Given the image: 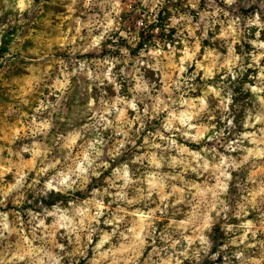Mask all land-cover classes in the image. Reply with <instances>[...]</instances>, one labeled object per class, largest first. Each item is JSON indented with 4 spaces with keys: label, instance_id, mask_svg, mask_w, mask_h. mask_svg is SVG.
<instances>
[{
    "label": "rangeland",
    "instance_id": "obj_1",
    "mask_svg": "<svg viewBox=\"0 0 264 264\" xmlns=\"http://www.w3.org/2000/svg\"><path fill=\"white\" fill-rule=\"evenodd\" d=\"M261 3L264 0H237L229 7L224 0H119L117 6L116 0H25L21 11L18 0H0V48L7 43V51L0 54V214H7L16 230L0 241V257L10 245L9 256L18 248L27 250L24 239L17 236L21 226L27 240L39 246L31 229L42 221L36 236L51 233L53 242L63 244L71 254V264H91L105 233L109 240L100 251L111 250V255L98 258L99 264H123L121 249L127 241L120 233L136 227L138 213L153 212L150 220L157 247L162 246L159 236L174 233L181 223L187 224L185 235L195 239L203 234L209 239L211 248L207 254L201 251L200 261L181 256L183 264H249L251 259L264 264V155L260 154L264 144H258L264 138V121L255 119L264 114V91H253L264 88V49L249 43L257 39L259 29L246 27L256 11L264 21ZM237 18L238 36L227 35L230 22ZM141 40L145 48L139 46ZM258 42H264V30ZM235 56L240 60L232 69L233 79L223 65ZM206 72L212 75L206 78ZM209 87L221 90L223 97L231 91L232 103L223 115L233 127L221 120L219 99L208 93L209 111L216 118L209 120L207 114L193 118L191 122L203 133L196 142L176 131L182 129L179 117L190 111L177 101L183 98L198 107ZM169 124L171 129L166 127ZM221 131L224 136L216 138ZM190 132L196 136L197 128ZM100 139L104 143L97 147L104 155L94 165L97 175L90 169L86 182L77 181L66 192H48L45 181L54 172L40 170L53 161H59L57 169L74 167L88 143ZM241 139L242 145L226 150V144L238 145ZM205 149H215L218 155ZM193 152L203 157L201 164L209 163L207 170L168 166L169 158L176 157L198 168ZM221 156L234 161L227 168L229 180L220 176L224 169L213 167ZM135 157H143V162H134ZM157 162L164 166L157 168ZM125 164L134 182L126 188ZM154 173L168 177L164 203L155 192L150 199H138L140 190L147 195ZM218 179L227 183V193ZM17 181L23 186L8 193ZM173 187L181 191L173 194ZM121 189L138 202L117 201ZM217 197L229 208L227 218L219 204L211 210ZM96 202L103 205L99 224L90 220L98 210ZM29 212L37 218L32 220ZM77 213H84L85 222L90 220L95 229L91 243L86 235L75 243L72 233L69 244V229L61 227L68 223L62 216L79 219ZM208 217L210 228L204 227ZM106 220L114 223L105 224ZM151 245L149 239L135 264H145L153 252ZM182 245L187 247L185 241ZM198 248L199 241L191 246L190 256ZM236 252H243L244 259L237 260ZM215 254L218 258L212 260ZM59 255L64 257L61 264H69L64 252Z\"/></svg>",
    "mask_w": 264,
    "mask_h": 264
},
{
    "label": "clouds",
    "instance_id": "obj_2",
    "mask_svg": "<svg viewBox=\"0 0 264 264\" xmlns=\"http://www.w3.org/2000/svg\"><path fill=\"white\" fill-rule=\"evenodd\" d=\"M159 2V0H157ZM224 2L231 7L232 5L237 3V0H224ZM117 6L119 5V0H116ZM145 3H147V0H145ZM195 6V5H194ZM250 6V5H246ZM18 7L21 11L25 9V0H18ZM261 9H264V3H261L260 5ZM227 15V13H225ZM212 15H215V13H212ZM151 23V21H149ZM142 21H138V24H142ZM240 20L239 18L232 20L229 24L230 31L227 33V35H232L234 37L238 36V28H239ZM246 27L249 29L252 27H256L259 29L256 32V40H251L249 43L253 44L254 47L259 49H264V42H258L260 31L264 30V21L261 20V14L260 11H256L254 14H250L249 18L246 20ZM156 32H159V29H156ZM225 33H222L224 35ZM123 35V33H121ZM230 53L234 52V49H229ZM240 60L239 56H235L232 59H229L225 61L224 67H228V71L232 73L233 79H236V73L232 71V69L236 66V63ZM183 67L181 68V71H184ZM212 75L211 72H206V78L210 77ZM262 76H264V73H262ZM109 80H111L113 83H115V80L113 77L109 76ZM226 78V77H225ZM118 90V89H117ZM144 90L147 91V86L145 85ZM253 91H264V88L262 89H253ZM208 93L212 94L215 98L219 99V109L221 111V120L227 121V127L231 128L233 127L232 120H229L227 116L223 115V113L229 112V105L232 103V93L231 91L228 92L227 97L221 96V90H218L215 87H209L208 92L205 93V96L201 98L198 102L199 106L197 107L196 103L190 102L188 100H184L181 98L177 103L180 105H187L190 111L183 113L179 117V124L182 126V129H177L176 131L180 132V134L186 138L192 139L193 141L198 142L200 139L203 138V133L199 131V128L196 124H193L191 121L193 118L199 119L202 115L207 114L209 120H213L216 117L209 111V105L207 102V95ZM261 105L264 107V99L261 100ZM131 107L135 108V104H131ZM194 109V111H191ZM251 119V117H249ZM257 122L264 121V114L257 115L255 117ZM108 125H105L107 127ZM167 128L171 129L172 125H166ZM214 127V126H213ZM193 128H197V135L192 136L190 130ZM262 133H264V129L261 130ZM249 136H254V134H248ZM224 132L221 131L217 134L216 138L223 137ZM210 139H212L210 137ZM103 140H96L94 142H89L87 145V149L83 152L82 157L77 158L74 163V167L71 168H65V169H57V164L59 161H53L46 164L40 171L43 174H47L50 170H53L54 174L51 176L50 179L45 181V188L48 192H51L55 190L56 192H66L68 189L72 188L77 184V181L86 182L88 179L89 170L93 169L92 174L97 175V173L94 170V165H96V162L100 160V158L104 155V152L101 150V148L97 147V145H103ZM171 143V142H170ZM243 139L240 140L238 145H233L232 143H228L225 145L226 150L232 151L235 150V148L242 145ZM258 144H264V138L260 139L258 141ZM123 146V145H121ZM156 148H160V145H155ZM27 151V148L24 149ZM205 152H209L215 157L218 155L215 149H205ZM261 155H264V151H261ZM194 160H196V163L198 165V168L192 169L191 165L188 164L186 159L177 160L176 157H170L168 161V166L175 169L177 165H187L188 169L192 171H198L199 168H203L204 170H207L209 168V163L205 161L204 163H200L201 160H203V157L200 156L199 153H191L190 154ZM253 155L252 152L248 153V156ZM248 156H245L243 158L244 161L248 159ZM143 157H135L134 162H143ZM161 160H163V157H161ZM155 161V157H153L149 163H153ZM105 167L107 165H104ZM164 165L163 163H156L157 168H162ZM234 166V161H232L231 157L221 156L219 163L216 165H213L214 168L217 170L224 169V171L220 172V176L224 177L225 180H229L231 177L230 175H227V168ZM236 168L239 166L236 165ZM117 172H120V169L116 170ZM159 176V173H154L152 176V179L149 180V188L147 190V195H144V191L140 190V195L138 199H150L153 192H155L159 197L162 203H164L167 200V195L164 194V188L165 185V179L168 177L166 176H159V180L157 181L156 177ZM75 177V179H73ZM123 178L125 180L124 187H129L132 183H134L131 179V176L129 175V170L127 164L124 165L123 168ZM38 182V181H37ZM23 185L20 181H17L16 184L12 185L8 189V193H11L15 189L21 188ZM218 186L222 189L224 193H227L228 191V185L227 183L220 182L218 179ZM181 191L180 189H177L173 187V194L176 192ZM262 192H264V189H262ZM215 196L216 194L213 193ZM117 201H123L128 204H132L135 202H138L137 200H130L128 199V196L126 193L123 192L121 189L120 193L116 196ZM3 201H0L2 203ZM217 204H219L220 212H223L225 214V218H227V213L229 212V208L227 204L224 203V201L219 200L217 197L216 202L212 204L211 210H215L217 207ZM39 206V205H37ZM97 211L94 216L90 217V220H95L97 224H99V217L103 214L99 209L103 207L102 202H96ZM166 208V205H165ZM220 212H217V216L220 215ZM29 215L32 220H35L36 214L29 212ZM140 219L137 222L136 227L130 229L127 231V234L120 233V238L123 241H127L126 244L122 245L121 249V255H120V261L123 262V264H135V261L139 258L141 255L142 250L147 246L148 240L151 239L152 241V249L153 252L149 254L148 258L145 260V264H183V262L179 259L181 256H183L184 259H192L194 258L196 261L201 260L200 253L203 251L205 254L208 253V251L211 248V243L209 239L204 236L203 234H199L196 236L195 239L192 237H189L185 235V231H187V224L181 223L176 226V231L172 234H161L159 236V239L162 242L161 247H157L156 245V239L157 234L155 231V228L152 226L150 217L154 215L153 212H149L146 216L143 213H138ZM237 216H239V213H236ZM77 216L79 219H69L67 216H62V220H68V223L65 225H61V227H66L69 229V244L73 243V240L71 239V234H76L75 243H79L81 236L86 235V238L89 243H91L92 236L95 234V229L92 227V224L89 220L88 223L85 222V214L84 213H77ZM31 223V221H30ZM113 220H106L105 224L111 225L113 224ZM211 224V218L208 217L204 227L210 228ZM43 227V222L41 221L39 225L31 229L32 234V240L35 241L37 239L40 240L39 246H34L32 241L27 240V238L23 235V227L19 229L17 232L18 237H22L24 239L25 245H26V251H21L18 248V250L11 254V256L8 255V252L11 250V245L8 249H6L4 255L0 257V264H61V261L64 259L63 256L59 255V252H64L68 258H69V264H71V254H68L66 252L65 246L63 244L54 243L53 242V235L49 233L47 236L37 237L36 232L38 229ZM241 227L247 228L248 225H241ZM183 229V231H181ZM230 230V229H229ZM16 231L13 229L8 221L7 214H0V241L7 240L8 237H10L13 232ZM116 231H119V228L117 227L114 230V233ZM247 236V233H245L244 237H241V240L245 239ZM109 240L108 234H103V238L99 241V243L96 245L94 249V257L91 261V264H99V259H105L108 258L111 255V250L107 252H101L100 249L103 247L105 243H107ZM182 241H185L187 244V247H184L182 245ZM199 241L200 248L195 249L191 252L190 256V250L191 246ZM55 248L58 249V252H54L51 249ZM125 253H131L130 256H125ZM83 255V253H81ZM153 255L157 257V259H153ZM237 260H243L244 254L243 252H236L233 254ZM99 258V259H98ZM218 258V254H215L211 256L212 260H216ZM225 260H227V257H225ZM114 264H119V261H115ZM249 264H258V262L254 259H251Z\"/></svg>",
    "mask_w": 264,
    "mask_h": 264
},
{
    "label": "trees",
    "instance_id": "obj_3",
    "mask_svg": "<svg viewBox=\"0 0 264 264\" xmlns=\"http://www.w3.org/2000/svg\"><path fill=\"white\" fill-rule=\"evenodd\" d=\"M143 37V36H142ZM4 47L3 48H0V54L2 53V52H4V51H7V43H4ZM139 46L141 47L142 46V48H145V47H143V46H146V43H145V40H141V42H140V44H139ZM45 203V202H44ZM47 205V204H46ZM51 205V204H50Z\"/></svg>",
    "mask_w": 264,
    "mask_h": 264
}]
</instances>
